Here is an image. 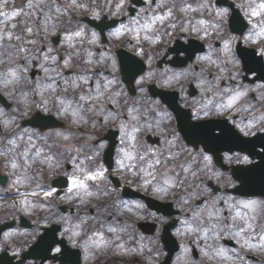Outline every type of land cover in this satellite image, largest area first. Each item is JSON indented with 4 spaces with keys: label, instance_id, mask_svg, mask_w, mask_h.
<instances>
[{
    "label": "clouds",
    "instance_id": "obj_1",
    "mask_svg": "<svg viewBox=\"0 0 264 264\" xmlns=\"http://www.w3.org/2000/svg\"><path fill=\"white\" fill-rule=\"evenodd\" d=\"M220 5L0 0V252L47 224L64 264H264V198L233 194L264 197V166L252 191L207 154L236 159L227 132L264 157V83L241 67L264 80V0Z\"/></svg>",
    "mask_w": 264,
    "mask_h": 264
},
{
    "label": "flooded vegetation",
    "instance_id": "obj_2",
    "mask_svg": "<svg viewBox=\"0 0 264 264\" xmlns=\"http://www.w3.org/2000/svg\"><path fill=\"white\" fill-rule=\"evenodd\" d=\"M217 6L218 7L221 6L220 5V0H217ZM232 21H233L232 15H230L229 18H228V25H229V28L230 29L232 28V25H233L231 23ZM234 34H238V33H234ZM174 39L179 40V37H174ZM53 42L56 43L57 42V38L54 37L53 38ZM240 45H241V42L240 41H237L236 48H237V52L238 53H239V50H240ZM116 56H117V60L119 62L120 61V49L119 48H117V50H116ZM241 67H242V69L244 71V79H245V77L247 76V74H246V71L244 70L245 67H244L243 59L241 60ZM34 73H35V76L38 75V72L37 71H35ZM254 74L257 75L258 72H255ZM35 76L33 78H35ZM244 83L251 84V82H244ZM253 96H254V94H253ZM229 115H232V114L229 113ZM221 118H227V117H221ZM188 134L190 136H193V137H205V136H207L209 139H214V138H212L210 136L209 129H207V128H200V129H197V128H189L188 129ZM257 134H260V133L259 132L255 133V135H257ZM181 135H184V133L181 132ZM224 138H229L231 141L234 142V144L236 146H239V147H236V148H247L246 146L239 145L241 143V141L239 140L238 137H234L231 134H227V132H226ZM201 147H203V145H201ZM220 147L222 148L223 153H226L227 156H229V157H235V155H237V156H240V157L238 158V160L237 159L230 160L228 162V164L225 165L226 167H220V166H218L216 164V156H215V154L213 152H207V149H205V152H207V154L212 157L213 164H215L216 167L220 168L221 171L228 172L231 175L232 179L235 181V183L237 185H239V182L236 181L235 178H234V176H233V169L234 168L235 169H240L241 166L251 165L253 162H255L258 159L257 158V155H255V157H250L249 152L246 153V152H242L240 150L239 151L230 152V151H227V150L223 149L224 148V145L223 144H220ZM245 157H247V161H248L247 164H245L243 162V159ZM54 187H55V185H54ZM213 191H215V189H213ZM57 194H59V190L58 189H57ZM233 194L234 195H240V196H242L245 199L264 198V197H257V196L248 197L246 195H243L242 193H236L235 191H233ZM197 203H203V201H198ZM160 212H161V214H164V215H170L168 209H160ZM178 215H179V213H178ZM21 224L23 225V218L21 219ZM137 226L140 228L141 231H144L145 230V227H146V224H145V222H139ZM48 227L49 226L47 224H42L40 226L39 231L35 235L34 240H31L29 243H27L25 245L24 249L19 250L17 252H13L11 249H7L6 252H0V256H4L5 254H7V255H11V256H20L21 258H23V255L28 250H30L31 246L34 245V243L37 241V239L39 238V236ZM166 228H167V226H165V229ZM7 230H11V227H9ZM52 234H55V232H51V231L48 232L49 237ZM145 234H148V233H145ZM65 240H66V237L62 234V232H57V237H55V235H54L53 237H50L48 239V242L47 243L50 244L49 252H46V254L43 255L42 254L43 253L42 251H38V252H35L33 255H30V257L28 259H32L34 262L38 260L39 261V264H64V260L57 259V257L60 255V253H64L65 252V244H64V241ZM223 243H224V246L225 247H228V248H232L233 246L236 245L235 244V241H229L227 238L223 241ZM56 249H60V253H57L56 252ZM165 251L167 252L168 251V248L165 247ZM177 251H178V249H177ZM192 255H193L194 258L198 255L197 250L195 248H193ZM64 259L66 260L67 257H65Z\"/></svg>",
    "mask_w": 264,
    "mask_h": 264
}]
</instances>
